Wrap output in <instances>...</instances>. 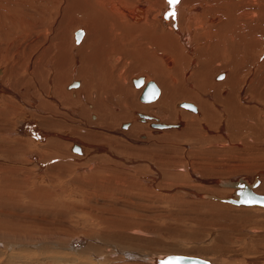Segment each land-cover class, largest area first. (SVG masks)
<instances>
[{
	"label": "rangeland",
	"instance_id": "obj_1",
	"mask_svg": "<svg viewBox=\"0 0 264 264\" xmlns=\"http://www.w3.org/2000/svg\"><path fill=\"white\" fill-rule=\"evenodd\" d=\"M73 1L15 0L14 7L11 8L3 7V4H0V84L9 83L13 90L11 92L0 91V264H157L156 259L166 254H189L209 260L212 264H264V207L217 204L202 199L198 195L226 192L227 196H231L234 188H227L223 185L224 181L228 184L229 180L246 177L250 183L255 174L264 175V130L262 129L264 123L256 125L254 130L249 128L250 124L244 121V117V119H238L239 121H230L225 116L223 118L213 117L210 123L196 126L194 129L196 131L191 130L189 135L163 140H157L156 136H158V132L160 135L161 130L164 129L153 128L151 124L157 122H153L151 119L149 125L147 121L139 119L140 127H135V122L131 121L132 119H123L118 125H115L114 120H110V116L134 111V115L138 114L137 117L140 118L139 113L142 110H137L136 113L135 110H132L136 109L134 106L141 103L143 105L152 104L158 101L162 95V87L154 77L147 81L153 79L156 82L160 88L159 96L150 103L143 102L140 96H137L142 94L144 88L143 85L133 84L132 80L139 77L146 78V74L134 70L136 61H133L134 65L131 63L125 66L130 83L126 101L118 96L120 109L111 108L110 114L103 112L109 122L101 123L98 113L92 117L93 119L89 118L91 112L95 113L94 104H92L93 108L79 105L73 106L72 109L69 105L61 103L66 100H61L55 92L51 91L52 99L58 98L59 104L56 100L52 102L56 104V111L63 114L62 118L66 117L72 120V123L61 120L59 122L61 126L50 137V139L56 138L54 139L55 143L53 141L48 143L50 151L42 148L47 143L41 141L39 134L47 131L48 127L44 128L41 123L42 118L38 117L37 120L32 119L31 121L27 110L29 109L28 105L35 98L38 100L37 105L40 104L39 106L44 108L40 101L45 94L47 96V78L49 75L52 77L51 74L55 73L54 70L58 64L62 65L65 62L63 67L69 69V72L72 71L75 62L72 56V50L75 48L74 29L77 25L85 22L91 26L94 22L91 20V16L100 19L99 15L106 12V15H102L101 29L105 28L111 38L109 21L118 17V13L119 16L122 14L114 8L115 6L117 8V3L120 2L126 8L144 1L145 4L157 1L156 5L158 4V0H89L90 6L86 3L87 0H84L82 5L91 11L90 14V12H86V9L83 11L73 10ZM162 1L163 6L168 5L167 0ZM263 2L264 0L200 1L205 6L207 3H212L211 10L220 13L221 18L229 21L230 24L227 26H230L225 29V32L227 30L231 32V28L232 30L238 29V33L245 38L243 41L247 36L251 35L248 39L255 36L256 47L251 50L252 58L249 55L244 59L252 70L248 66L242 67V73L238 70L243 77V86L245 83L247 84L246 88L244 87L247 99L251 98L248 96L250 93L251 95L260 93V90L255 91L258 86H260L259 88L263 86L264 90V14H258L259 18L252 17L251 14L252 19L249 18V21L245 12L241 11H247L250 5L260 7L261 4L264 5ZM227 3L231 4L227 6L225 5ZM229 5L230 10L226 9L229 8ZM140 6L143 5L140 4ZM252 6L251 8H253ZM157 7H160V4ZM222 7L225 11L222 10ZM261 7L264 8V6ZM261 7V11L264 12ZM186 9L188 10V8ZM235 11L242 14L239 16ZM231 14H234L232 18H230ZM245 24H249L248 27ZM252 32L254 36H252ZM115 39L113 41L106 40L107 47H103L106 49V54H102L100 57L103 63L112 59L113 53L124 52L125 47L129 45L128 41L121 42L119 39L121 47L114 50L112 42ZM241 45L244 46L245 43L241 42ZM102 46L104 45L102 44ZM235 54L232 59L240 64L241 56H239V52L238 58ZM253 55L259 60L254 65ZM203 59L200 58L201 61ZM80 61L82 63L81 72L86 73L88 59L84 58L82 54ZM210 61L211 59L208 57V62ZM114 62L117 63L115 60ZM114 62L113 66L117 70L118 63L116 65ZM122 62L124 61L122 60ZM234 68L236 69V67ZM48 72L50 73L48 74ZM221 73L227 76L226 71H218L215 75ZM250 74L253 77L251 81H249ZM218 75L214 77L216 82L226 78L224 76L223 79H218ZM30 79L31 81H29ZM24 81L25 83L30 82L31 85L25 84ZM76 81L81 82L80 80ZM253 81L258 84L254 86ZM178 82H180L179 79L174 84L177 85ZM52 83L54 82L52 81ZM27 85L32 86L31 91ZM54 85L55 83L53 87ZM253 86L256 88L254 89ZM111 87L109 89L114 90L115 84H112ZM55 89L51 88V90ZM71 89L80 90L81 88L78 85L65 90ZM59 92V95L63 94L61 91ZM211 92L206 94L216 97V94ZM226 92L228 93V89L221 91V94L218 95L225 98ZM93 93L94 99L92 97L90 99L99 98L97 90L94 94L98 96L94 97ZM255 96L253 95L254 98H256ZM118 97L115 99L116 101ZM258 99L261 100V97L256 100ZM93 100L91 101L93 102ZM116 101H113V104H118ZM187 101L186 99H177L173 105L174 110L171 109L175 116L179 118L182 116L181 120L175 118L169 121L159 113L154 114L149 110L142 112L152 116L158 115V118L161 117V123L182 122V127H185L186 130L183 113L188 112L194 115L200 113L199 104L192 100V102ZM183 102L199 106L197 107L199 112L195 113L183 107L181 105ZM59 106L61 107L59 108ZM220 106V102L215 104L218 111L223 108V113L226 115L228 107ZM46 107L44 109L48 110ZM225 108L226 110H224ZM82 109L87 114L82 112ZM77 110L78 117L72 114ZM178 112L182 115L180 116ZM81 116L83 117L81 118ZM226 116L229 117V115ZM126 120L131 122L129 129L122 128L124 123H128ZM241 123L245 125L243 124V126ZM108 124L113 126H108ZM141 125H144L146 129L143 130ZM242 126L243 128H241ZM90 128L92 131L96 129L97 132L89 134L92 132H89ZM170 129L165 130L169 132ZM181 129V127L174 128V130ZM35 130L38 136L35 135ZM82 134L84 137L81 136ZM96 140L99 141L96 142ZM87 141L96 144L95 146L105 147L101 150L93 148L90 156L85 155L84 146L77 143ZM74 146L80 148V152L75 151ZM65 149L66 151H64ZM44 150L45 152H43ZM59 151L60 153H58ZM61 161L62 164H60ZM64 161H67V164ZM39 162L43 164L40 170ZM260 188L264 189V185Z\"/></svg>",
	"mask_w": 264,
	"mask_h": 264
},
{
	"label": "bare ground",
	"instance_id": "obj_2",
	"mask_svg": "<svg viewBox=\"0 0 264 264\" xmlns=\"http://www.w3.org/2000/svg\"><path fill=\"white\" fill-rule=\"evenodd\" d=\"M83 1L84 0H74L73 4H72L73 10H75V11H83L84 9H86V12L88 11L91 14V11H89V9L85 8L82 5ZM90 1L87 0L86 3L89 4ZM146 1H148V0H146ZM149 1H151V0H149ZM161 1L162 0H160V2H159V0H158V4H160V7H157L158 6V4L156 5L157 1L153 2V3L149 2V4H148V2H146V4H145V1H144L143 3H139L137 5H134V6H131V7H128V8H126V6H123V4H120V2L117 3L118 4L117 8H116V6L114 8H115V10L117 9V11H119L122 14H121V16H119V13L117 14L118 17H119V19H118V17L116 16L117 20H116V17L114 19V18H112L113 17L112 16L111 17L112 20H115V21H112V20L109 21L108 26L110 28L109 29L110 33L112 34V35H110L111 38H109L107 30L105 28H104V30L101 29L102 15H106L105 14L106 12L105 13H101L100 12L101 13L99 15L100 19H98V17L93 18L90 15L91 16V20H94V22H95V23L93 22V24L91 26H89L85 22L77 25V27L74 29V45H75V48H74V50H72V56L74 57L75 62L73 63L74 66L71 69L72 71L69 72V69L67 70L66 67H63L64 66L63 64L65 62L62 65H59V64L57 65L56 64L57 65L55 67L56 70H54L55 73L51 74L52 77H50V75H49V77L47 78V86H48L46 88L47 89V92H46L47 96L45 94L44 98L41 100L40 99L41 95H40V97L38 99H39V101L41 100L40 102H42L41 104L44 106V108L47 105L46 109L48 108V110H45L44 108L39 106L40 105L39 103H38L39 105H37L36 102L38 100L35 99V98H33V99L30 98V99H32V101L28 105L29 109H27V110L29 111L28 113L30 114L31 121H32V119L33 120H37L38 117L42 118V122H41L42 125L44 126V128H46L45 126L48 127L47 131H43V132H41L39 134L40 137H41L40 139H42L41 141H46V143H47L44 147L42 146V148H45L46 150L50 151V149H49L50 145L48 146V143L50 141L54 142V139H56L55 137L50 139V137L52 135H54L56 133L55 130H57V128H59V126H61L59 124V122L61 120L62 121H68V123H72V120L67 119L66 117L62 118L63 114L61 112L58 113V111H56V107H55L56 104H53L52 102L53 101L55 102V100L57 101V104H59V102L57 100L58 98L52 99V97L50 95L51 91L55 92V94L59 98H61V100H66V101H63V102L61 101V103L69 105L70 107H72V109L74 108L73 106H79V105H81L83 107L86 106V108H87V106L93 108L92 104H94V110H95L94 112L95 113L91 112L90 113L91 114L90 117L89 116L88 117L89 118L95 117V115H97L96 113H98L100 115V119H101L100 122L101 123L102 122H105V123L109 122L105 118L103 112L104 113L106 112V114H110V112H111L110 109L111 108L115 109V110H119L120 108H119L118 105L120 104L119 103V99H120L119 97L120 96L123 99V101L125 99H127V93L129 94V92H127V90H130L129 89L130 88V83L128 81V77H127L125 66H126V64L129 65L131 63H132V65H134L133 61H136V64H135L133 69L136 70V71L143 72V73L146 74V78H141L140 83H137L136 85L137 86L143 85L142 87L145 89V87L147 85V82H148L147 79H149V78L151 79V78L155 77V78H157L159 84L162 87V95H161V97L159 98L158 101H156V102H154L152 104H149V105H143V103H141L142 104L141 105V104L138 103L139 105L134 106V108H136V109H132V110H135L136 113H137V110H142V111L143 110H147V111L149 110V111H151L154 114L159 113V114L163 115V117L168 119L169 121L172 120V119H175V118L176 119H180L182 117L181 116L182 114H180L178 112L180 114V116H181L180 118L175 116L174 112L172 111V110H174L173 105L175 104L174 102L177 101V99H186V100H188L187 102H189V100H190V102L193 101V102L199 104L200 107L196 105V108L197 107L200 108V113L196 114V115L188 113V112H184L183 113V116L185 117L183 119L186 120V126H187L186 130H185V127L184 128L182 127L183 126L182 122H180V123H175V122L172 123L171 122L169 124H166L168 122L161 123V120H160L161 117L158 118L157 117L158 115L152 116V115H149V114H144L142 111H140L141 113H139V117L140 118L137 117L138 114H136L137 116L134 115V113H133L134 111H132L131 113H129L130 111L129 112L127 111L128 113L124 112L123 114H121V113L119 114V113L116 112L117 114H115L112 117L110 116V120L113 119L115 125H118L119 122L121 120H123V119H130V120L132 119L131 121L135 122L134 123L135 127H140L139 126V124H140L139 123V119L140 120L142 119V121H147L148 125H149V121L151 119L153 122H157V123H152V121H151V123H152L151 126L153 128H155L156 130L164 129V130H161V132H160L161 134L160 135H159V132H158V136H156L157 140H163V139H166V138H168V139H172L173 137L176 138L177 136L180 137L181 135L182 136L183 135H189V133L192 132L191 130L196 131V130H194L196 126H199V125H201L203 123H205V124L206 123H210L212 121L213 117H215V118H223L225 116V118H227L230 121H232V120L239 121L238 119H244L245 118L246 120L244 119V121L246 123L248 122L250 124V127L249 126L248 127L250 129H254V130L256 128L255 127L256 125H258V124L261 125V124L264 123V90L262 89L263 86L261 85L262 88H259L260 86H258V88L255 89L256 87H254V86H256L258 83L256 84L253 81V83H255L254 86H253L255 91L256 90H258V91L260 90L259 91L260 93L253 94V95H256L255 96L256 98H254L253 95H251V93H250V95L248 94V96H250L251 98L247 99L248 98V97L246 98V96H247L246 94L247 93H246V90L244 89V87L246 88L247 84L245 83V85L243 86V84H242L244 82L243 79H242L243 77L239 73V71L241 72V69H242L243 66H248L247 62L244 59H246V57H248L249 55H251L249 57L252 58V53H251L252 51L251 50L254 47H256L255 46L256 45L255 44V36L253 35V32H252V36H254V37L248 39L251 36L250 35L251 33H250L249 34L250 36L246 37V40H245L246 42L243 41V39H245L244 36L242 34L238 33L239 32V31H237L238 29L235 30L233 28L234 30H232V28H231V32H229L228 30L225 32V29H228V27L230 26V25L229 26H227V25L230 24V23H229V21H226L224 18H221L220 17V15H221L220 13L214 12L213 9L211 10V7H213L212 3H210V4L207 3L206 6H205L203 3H200L201 0L200 1L199 0H180V3L178 5H176V7H175L176 16L168 18L166 16V14L172 10V6L169 5V4L168 5L165 4L166 5V7H165V5L163 6V4H161ZM232 1H234V0H232ZM240 1H242V0H240ZM228 2H229V0H228ZM13 3H15V0H3V2H0V4L1 5L3 4L2 6L6 7V8L14 7ZM17 3L19 4L20 2H17ZM216 3L219 4L218 2H216ZM241 3H243V2H241ZM140 4L143 5L144 7L140 6ZM228 4H231V3H227L225 5L228 6ZM240 4H238V5L240 6ZM263 4H264V2H263ZM10 5H12V6H10ZM214 5H215V8H217L216 4H214ZM103 6H105V5H103ZM189 6H190V8H189ZM236 6H237V4H236ZM251 6L252 5L249 6V9L247 11H244V10L241 11L242 13L245 12V15H246V17L248 16V19L249 18L252 19L251 18V14H252V17L255 16V18H259L260 17L258 14H264V12H262L261 9H260V7L264 6V5L261 4L260 7L257 6L258 8L255 7V6L254 7L252 6L253 8H251ZM112 7H113V5H112ZM101 8L102 7H100V9ZM186 8H188V10ZM232 8H233V6H232ZM261 8H263V7H261ZM100 9H98V10H100ZM226 9L230 10V5H229V8H226ZM222 10H224V8ZM237 11H239V10H237ZM241 12L239 14H242ZM114 13H116V11H114ZM224 13H226V12H224ZM55 14H57V13H55ZM239 14L237 13V15H239ZM107 15H109V14H107ZM224 15H222V16L224 17ZM233 15L234 14H231L230 18H232ZM236 16H234V17H236ZM226 18H227V16H226ZM57 19H58V17H57ZM250 19H249V21H250ZM60 20H61V18H60ZM106 20H107V18H106ZM238 21L240 22V20H238ZM107 23H108V21H107ZM241 24H242V22H241ZM231 25L233 27V24H231ZM247 25H249V24H247ZM235 27H236V25H235ZM237 28H239V27H237ZM239 29L241 30V28H239ZM244 33H246V32H244ZM105 36L106 37L108 36V37L106 38ZM114 38H116L114 40V42H112V47L114 48V50L117 49L119 46L121 47L120 41L121 42L128 41L127 44H129V45H127L125 47V51L124 52L118 51V52L113 53L112 59H109L108 62L103 63L101 61L102 58H100V57H101L102 54L103 55L106 54V52H105L106 49L103 48V47H105L107 45L105 42L108 39L110 41H113ZM124 38H125V40H123ZM119 39H120V41H119ZM249 41H250V43H249ZM241 42L245 43V45L244 46L241 45ZM102 44L104 46H102ZM242 46H243V48H241ZM72 47H73V44H72ZM211 48H212L213 52L211 51ZM214 51H216L215 54H214ZM238 52H239V56H241L239 62H241V61L243 62L244 61L245 62L244 64L242 62L240 64H238V63H236L233 60L234 59L233 54L236 53L235 55L237 57L238 56ZM81 53L84 55V58L86 57L88 59V67H87L88 71L86 73L84 71L81 72V69H80L81 64H82L81 61H80V58L82 56ZM213 54L215 55V57H214ZM211 55H213V57L210 58ZM72 56H70V57H72ZM253 56H254V58H253L252 61H253V65H254L259 60H257L255 58V55H253ZM208 57H209V59H211L210 62H208ZM200 58H204L203 61H201ZM113 59L115 61H117V63H118V69L117 70L115 69L116 67L113 66V62H114ZM122 60L124 62H122ZM250 61H251V59H250ZM114 63L117 65L116 62H114ZM234 64L235 65L237 64V66H235ZM262 64H263V62H262ZM234 67H236V69ZM83 68H85V67H83ZM59 70H60V72H59ZM66 70L68 71V74H67ZM245 70H246V68H245ZM218 71H226L227 76H225V74H223L222 77L225 76L226 78L224 80H222V81H217L216 82L214 80L215 79L214 77L216 75H218V74L215 75V73L218 72ZM249 71H246V72H249ZM49 73L50 72H48V74ZM13 74H14V72H13ZM65 74L67 76H64ZM189 74H190V76H189ZM47 76L48 75L46 74V77ZM180 77H181V79H180ZM195 77H197V78H195ZM177 78L180 80V82H178V84L175 85L174 83L177 82V80H178ZM217 78L220 79V76H217ZM249 78H250L249 81H251L252 78H253V77H251V74L249 75ZM133 79H135V78H133ZM76 80H80L81 82H77V85L69 86L70 83H72L73 81H76ZM29 81H31V79ZM52 81L55 83L54 87H53L54 83H52ZM132 81H133V84H134V80H132ZM149 81H151V80H149ZM152 81H153V79H152ZM6 82H7V80H6ZM24 83H25V81H24ZM154 83L156 84V82H154ZM25 84L31 85L30 82L29 83L27 82ZM112 84H115V89L114 90H110L109 89V88H112L111 87ZM29 85H27V86L29 87ZM78 85H80V88H81L80 90L79 89H71L69 91L65 90L68 87L69 88L77 87ZM156 86L158 87L157 84H156ZM31 87H29L30 91H31ZM0 88H1L0 91H4V90H7L9 92L13 91L9 83H6V85L0 84ZM51 88H56V89L55 90H51ZM132 88H133V86H132ZM33 89H35V88H33ZM134 89L138 90L137 88H134ZM144 89H142V90H144ZM226 89H228V93L226 92L227 95L225 96V98H222V96L218 95V94H221V91H224ZM250 89H251V86H250ZM94 90L95 91L97 90L98 93H99V98H97L96 100H93L94 98L92 97V93L93 92L95 93ZM59 91H61L64 94V96H63V94L59 95V93H60ZM210 91L214 92L216 94V97L211 96V95H207V94H209ZM35 93H37V92H35ZM94 93H93L94 97L98 96V95H96ZM133 93H136V92L134 91ZM159 94H160V88H159V92H158L156 98L159 96ZM137 96H140V95H137ZM91 97L93 99H90ZM117 97H118V100L116 101L115 99H117ZM223 97H224V95H223ZM258 97L259 98L261 97V100H259V99L256 100ZM155 99H151L150 101H153ZM91 100H93V102ZM44 101H45V104H44ZM89 101H90V103H89ZM109 101H111V102H109ZM113 101H116L118 104H113ZM150 101H143V102H149L150 103ZM120 102H121V100H120ZM218 102H220L221 106L223 105L225 107L226 106L228 107V109H227L228 112L226 113V115H229V117L224 115L223 108H221L219 110L220 111L219 112L218 108L215 107V104H218ZM128 103H129V101H128ZM126 105H127V103H126ZM60 107L61 106H59V108ZM126 110H128V109H126ZM224 110H226V108ZM83 111L85 112V110L82 109V112ZM193 112L198 113L199 109L197 108V110L193 111ZM252 112H254V113H252ZM72 114L75 115V116L79 115L78 110L75 111ZM247 115H249V116L247 117ZM232 116H234L233 118H235V119H233ZM82 117L83 116H81V118ZM84 117H87V116H84ZM57 118H60V119H57ZM76 119H78V118H76ZM45 121H47V123H45ZM80 121H81L80 123H82V120H80ZM92 122H91V125H93ZM111 123H113V122H111ZM244 123H241V125H243ZM129 124H131V122L124 123L122 125V128H124V129H127L128 127L130 128L131 126H129ZM68 125H70V124H68ZM109 125L113 126L111 124H108V126ZM165 125H172V126L171 127L170 126L164 127ZM241 125H239V126H241ZM98 126H99V124H98ZM132 126H134V125H132ZM243 126L241 128H243ZM141 127H143V130L146 129V127H144V125L143 126L141 125ZM179 127H181L182 129L181 130H174V128H179ZM147 128H148V126H147ZM170 128H172L173 130H171ZM63 129H65V128H63ZM165 129H168V130L170 129V131L168 132ZM262 129L264 130V128H262ZM104 130H106V129H104ZM247 130H249V129H247ZM90 131H92L91 128L89 129V132ZM94 131L97 132L96 129H94L89 134L94 133ZM139 132H141V131H139ZM35 135H37V131L35 132ZM83 135L84 134H82L81 136H83ZM137 135H138V133H137ZM140 135H142V134H140ZM87 137H89V136L87 135ZM61 138H63V137H61ZM71 138H72V136H71ZM33 139L35 140L34 137H33ZM81 139H83V138H81ZM87 139H89V138H87ZM90 141L83 142V143H77V144H80V145L84 146L85 155L88 154L90 156V153L92 152L91 150H93V148L94 149L97 148V150L98 149L101 150V149H104V147H105V146H98V145L95 146L96 144L94 145ZM93 141H94V139H93ZM98 141L96 140V142H98ZM73 142H71V143H73ZM219 144L221 145V143H219ZM30 146H29V148L31 149ZM62 149H64V148H62ZM38 150H40V149H38ZM78 150L80 151V148H78ZM60 151L58 153H60ZM64 151H66V149ZM43 152H45V150ZM101 152H103V151H101ZM55 153H57V152H55ZM58 153H57V155H58ZM61 154L64 155L63 153H61ZM77 154H79V153H77ZM142 155L143 154L141 153V156ZM44 156H45V154H44ZM53 156H55V155H53ZM60 157H62V156H60ZM27 158L29 160V157H27ZM41 158L40 159L38 158V160H41ZM63 158H64V156H63ZM78 158H80V157L78 156ZM90 159L92 161L93 158L91 157ZM29 161H31V160H29ZM41 162H39V170L41 169L40 167H43V164H42L43 162L42 163ZM44 162H45V160H44ZM64 162L66 163L67 161H64ZM147 162H149V161L147 160ZM154 163H155V161H154ZM60 164H62V161L60 162ZM70 164H73V163H70ZM149 164H151V163H149ZM93 166H95V165L93 164ZM254 176H257L259 183H257L256 186L252 187V190L254 191L256 189V191H254L255 193H264V189L260 188V187H263V185H264L263 184L264 175L263 174H255ZM254 176H253V178H254ZM246 179H247L246 177L245 178H241L240 181H246V183H248L249 180L247 181ZM232 181H236V179L235 180H229L228 184H225V186L227 188L230 187V188H234L235 189L236 185H235V183H232ZM207 192H208V190H207ZM225 193L226 192H224V193L223 192L222 193L215 192V194H213V195L212 194H205V193L204 194H198V195H200L199 197H201L202 199L204 198L205 200L207 199V200H210V201H212L214 203H217V204H228V205L230 204V205H233V206L234 205H238V206L242 205V204H235V203H231V202L220 200L219 198L228 197ZM210 201H208V202H210ZM245 206H250V205H245ZM259 206H261V205H259ZM262 207H264V206H262Z\"/></svg>",
	"mask_w": 264,
	"mask_h": 264
},
{
	"label": "water",
	"instance_id": "obj_3",
	"mask_svg": "<svg viewBox=\"0 0 264 264\" xmlns=\"http://www.w3.org/2000/svg\"><path fill=\"white\" fill-rule=\"evenodd\" d=\"M218 76L222 77L223 74H219ZM134 83H140L141 77L137 78V79H133ZM72 85H77V81H73L72 83H70L69 86ZM153 87H155V89L158 90L159 92V88L156 86V84L153 81H148L147 85L145 87V89L143 90L142 94L140 95V99H142L143 101H150L151 99H149V91L150 89H152ZM182 105L184 107L186 106H190V107H186L187 109H189L190 111H196L197 108L196 106H194L191 103H186L183 102ZM168 126H172V125H165L164 127H168ZM75 151H78V147H74ZM241 177L238 178L236 181H232V183H235L236 188L234 189V192L232 193L231 196L228 197H224V198H219L222 201H227V202H231V203H235V204H242V205H247L242 203L241 201L248 198L249 196H252L256 199H262L264 198V193H255L252 190V187L256 186L258 182V178L257 176H254L252 182L250 183H246V181H240ZM227 182H223V184L225 185ZM255 205H260V204H255ZM171 256H184L187 257V259H185L183 261V264H212L209 260L197 257V256H191V255H182V254H166L163 255L160 258L156 259L157 264H162L163 261H166L169 257Z\"/></svg>",
	"mask_w": 264,
	"mask_h": 264
},
{
	"label": "snow or ice",
	"instance_id": "obj_4",
	"mask_svg": "<svg viewBox=\"0 0 264 264\" xmlns=\"http://www.w3.org/2000/svg\"><path fill=\"white\" fill-rule=\"evenodd\" d=\"M168 4L172 6V10L166 14L168 18L175 17L176 11L175 7L180 3V0H167ZM224 77H220V79H223ZM158 94V90L153 87L149 91V99H155ZM190 107V106H186ZM244 204L247 205H255L260 204L261 206H264V198L262 199H256L252 196H249L248 198L241 201ZM187 259V257L184 256H171L166 261H163L162 264H183V261Z\"/></svg>",
	"mask_w": 264,
	"mask_h": 264
}]
</instances>
